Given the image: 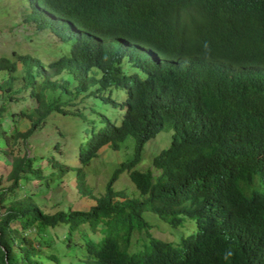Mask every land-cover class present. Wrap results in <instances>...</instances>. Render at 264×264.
Listing matches in <instances>:
<instances>
[{"label":"trees","instance_id":"16d2710c","mask_svg":"<svg viewBox=\"0 0 264 264\" xmlns=\"http://www.w3.org/2000/svg\"><path fill=\"white\" fill-rule=\"evenodd\" d=\"M27 1L25 18L67 46L45 63L26 53L0 56V264H42L51 228L63 226L67 247L78 242L71 232L83 223L92 232L79 244L84 264H264V0ZM120 34L138 44L124 48L132 71L122 70L111 43L102 42ZM212 49L224 57L220 63L190 60ZM91 67L99 72L86 76ZM63 71L76 78L73 90L60 79ZM113 88L124 92L119 120L92 123L70 158L74 164L28 154L30 135L50 112L74 113L64 108L85 94L113 101ZM25 97L32 104L18 106ZM164 123L173 130L151 157L158 172L137 168L144 142ZM127 135L131 156L91 195L83 167L102 145L118 149ZM18 142L22 153L13 151ZM59 143L51 147L59 151ZM70 167L76 190L93 200L86 208L44 209L35 192H24L55 184ZM122 172L131 193L113 186ZM145 210L171 226L192 217L196 229L177 243L154 238ZM141 228L148 238L130 252V236ZM46 259L57 257L50 251Z\"/></svg>","mask_w":264,"mask_h":264},{"label":"rangeland","instance_id":"374dc122","mask_svg":"<svg viewBox=\"0 0 264 264\" xmlns=\"http://www.w3.org/2000/svg\"><path fill=\"white\" fill-rule=\"evenodd\" d=\"M28 11L29 4L27 0H0V56L5 55L9 58H14L16 53H26L37 56L45 63L64 51L67 43L63 42L59 36L48 29L36 30L33 21L25 18V14ZM122 62L125 72L134 70L129 60L124 58ZM20 68L21 63H18L17 69L12 73L20 72ZM141 73L139 72V74ZM3 77H5V73L1 70L0 78ZM63 78L67 80L68 87L73 90L77 82L76 78L70 74H66V71L61 73L60 79ZM17 83L18 81L15 82V84ZM91 88L93 86L89 85L86 90L80 91L79 94H83ZM122 95L123 89L121 88H113L111 90V97L114 98L113 101H105L100 96L85 94L81 95V99H83H79L81 101L76 106L68 105L64 108L67 112L75 109L74 113L50 112L45 121L41 123V126L30 135L26 145L28 154L36 152L37 154L43 153L48 156L50 153L54 154L57 158H63L64 161H68V164H74V159L70 160V158H72L79 140L88 134L92 123L98 124L106 119V117L115 119L116 122L119 120L121 114L120 99ZM62 98L65 99V95ZM29 104H32L31 99L25 97L23 101L20 100L18 106H27ZM15 105L13 104V106ZM21 123H23L22 126L26 124L25 120H22ZM170 134L171 128L164 127L158 130L154 136L147 139L142 146V157L136 164V167L139 169L150 168L152 173L155 174L157 169L151 165V157L159 149L168 144ZM56 140L61 142L59 143V151L51 147V143ZM13 147L14 153H22L23 149H25L24 145L20 142ZM132 150L133 138L130 135H127L119 143L118 149H112L107 144H104L97 150V154L83 167L85 172L84 181L90 188L91 195H97L103 191V189H100V185H103L113 166L119 161L129 158ZM6 159L4 161L7 163L9 158L6 157ZM40 164L42 165L43 161H40ZM44 170L47 171L48 168ZM74 171L70 167L68 168L69 173L65 172L55 181V184L50 183L49 185L40 187H35V184H32L24 189V192H35L33 195L34 200L44 209L86 208L93 200L87 194L76 190L75 183L70 174H73ZM3 184H5V181L0 179V186ZM113 186L115 189L122 188L128 193L134 191L132 182L124 172L113 181ZM258 186L261 188L259 184ZM19 193L20 195L22 194L21 191ZM141 216L146 220L147 232L152 237L173 243H177L182 235L196 229L194 219L188 216H184L182 223L176 226H171L151 211H142ZM51 229H53L50 231L53 237L52 245L50 247H41L39 258L42 264H84L79 255L82 250L79 244L84 238L92 236V232L88 229L87 225L83 223L71 232V237L78 242L72 243L67 247L62 243L63 239L66 240V237L64 238L66 232L63 226L56 225ZM94 235L97 236L98 233L94 232ZM147 238L148 235L144 228L134 229L130 236L127 250L132 252L141 249ZM38 247H40V244ZM50 251L56 255V261L46 259V253Z\"/></svg>","mask_w":264,"mask_h":264},{"label":"clouds","instance_id":"9594fccd","mask_svg":"<svg viewBox=\"0 0 264 264\" xmlns=\"http://www.w3.org/2000/svg\"><path fill=\"white\" fill-rule=\"evenodd\" d=\"M102 42L105 44V43H111V45L110 46H108L107 47V49L109 50V51H111L112 53H116L117 54V56H118V58H119V64H120V66H121V68H122V70H124V67H123V62H122V60L124 59V58H126L127 60H129L128 58H129V56L131 55V53L130 52H128V51H125V46L126 45H138V44H135V43H131L130 42V39L129 38H127V37H125L124 35H121L120 34V36H116V35H112V36H110V37H107V38H104V39H102ZM112 44L115 46V47H117L118 49L116 50V49H114V48H112ZM198 58H202V59H204V60H208V61H210V62H212V63H214V64H218V63H220L221 62V60L222 59H224V57H220L215 51H214V49H212L209 53H207V54H204V55H202V56H200V57H195V58H193V59H190V60H194V59H198ZM190 60H185V61H183V62H188V61H190ZM245 68V67H244ZM89 70H91V71H89ZM97 72H99L96 68H94V67H91V68H89L88 70H86V72H85V75L86 76H88V75H95ZM90 85H92L93 87L94 86H96L97 85V83L95 82V83H92V84H90ZM124 93V92H123ZM111 96V95H110ZM113 98V97H112ZM114 99V98H113ZM122 110V109H121ZM185 123H187V122H185ZM164 127H166V128H171V132H172V127L168 124V123H164L163 124V126L160 128V129H162V128H164ZM159 129V130H160ZM157 172H158V170H157ZM156 172V173H157ZM155 173V174H156ZM130 180V179H129ZM262 182V181H261ZM133 184V183H132Z\"/></svg>","mask_w":264,"mask_h":264}]
</instances>
